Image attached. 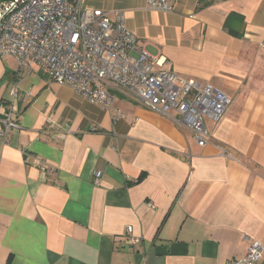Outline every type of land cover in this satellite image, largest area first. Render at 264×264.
Here are the masks:
<instances>
[{
    "label": "crops",
    "instance_id": "crops-1",
    "mask_svg": "<svg viewBox=\"0 0 264 264\" xmlns=\"http://www.w3.org/2000/svg\"><path fill=\"white\" fill-rule=\"evenodd\" d=\"M169 2L86 0L230 98L203 147L125 96L104 109L0 57V118L17 80L20 125L0 144V264H225L264 246V0Z\"/></svg>",
    "mask_w": 264,
    "mask_h": 264
},
{
    "label": "built area",
    "instance_id": "built-area-1",
    "mask_svg": "<svg viewBox=\"0 0 264 264\" xmlns=\"http://www.w3.org/2000/svg\"><path fill=\"white\" fill-rule=\"evenodd\" d=\"M146 2L150 10L173 11L169 0ZM7 56L17 60L18 73L37 65L55 83L70 86L104 109L113 106L117 95L125 96L190 129L201 147L209 138L205 121L218 122L231 103L216 86L165 68L168 61L144 48L121 11L110 14L89 7L86 0H0V57ZM18 98V82L11 80L1 104L0 144L20 128ZM263 249L260 241L250 239L243 257L225 264H255Z\"/></svg>",
    "mask_w": 264,
    "mask_h": 264
}]
</instances>
